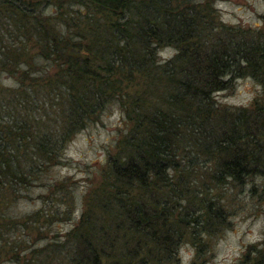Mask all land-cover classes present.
Masks as SVG:
<instances>
[{"label":"trees","instance_id":"obj_1","mask_svg":"<svg viewBox=\"0 0 264 264\" xmlns=\"http://www.w3.org/2000/svg\"><path fill=\"white\" fill-rule=\"evenodd\" d=\"M215 5L0 0V254L18 264H201L206 238L244 198L263 202L264 27L224 23ZM240 77L258 86L247 104L217 99ZM106 111L120 119L113 144L78 205L61 210L77 219L62 239L17 249L5 234L18 218L5 207ZM226 264H264V241Z\"/></svg>","mask_w":264,"mask_h":264},{"label":"rangeland","instance_id":"obj_2","mask_svg":"<svg viewBox=\"0 0 264 264\" xmlns=\"http://www.w3.org/2000/svg\"><path fill=\"white\" fill-rule=\"evenodd\" d=\"M215 4L224 23L242 28L264 27V0H215ZM165 52L162 51L163 54ZM257 89L258 86L251 78L240 77L235 81L233 89L215 95L224 103L241 105L247 104ZM119 121L117 112L106 111L97 121L79 129L67 141L60 162L44 172L43 181L33 182L28 188L20 189L19 196L7 204L6 210L16 215L18 220L12 223L16 225L13 230L7 234L2 232L1 237L6 236L16 242L17 249L32 243L38 247L55 233L62 239V233L77 219L78 211L67 214L61 210L78 205L76 200L80 199L81 191L87 187L92 175L96 174L95 169L104 161L106 148H111L113 144ZM34 210H39L43 215L38 222L19 220ZM235 212L230 216L227 227L209 239L206 238L208 250L201 264H226L245 251L248 245H263L264 199L262 202L256 198H244L243 205ZM45 215H48L47 220ZM191 253L189 245H182L179 249L181 262L186 263ZM0 264L18 262L11 260L8 254H0Z\"/></svg>","mask_w":264,"mask_h":264}]
</instances>
